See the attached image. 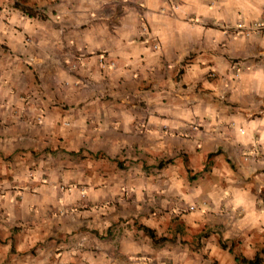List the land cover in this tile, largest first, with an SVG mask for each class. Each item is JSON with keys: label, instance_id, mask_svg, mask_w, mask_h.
Returning <instances> with one entry per match:
<instances>
[{"label": "clouds", "instance_id": "1", "mask_svg": "<svg viewBox=\"0 0 264 264\" xmlns=\"http://www.w3.org/2000/svg\"><path fill=\"white\" fill-rule=\"evenodd\" d=\"M0 264H264V0H0Z\"/></svg>", "mask_w": 264, "mask_h": 264}]
</instances>
